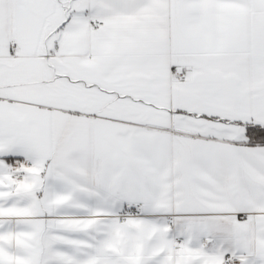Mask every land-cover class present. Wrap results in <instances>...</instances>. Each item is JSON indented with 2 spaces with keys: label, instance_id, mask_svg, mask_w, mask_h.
Returning <instances> with one entry per match:
<instances>
[{
  "label": "snow or ice",
  "instance_id": "1",
  "mask_svg": "<svg viewBox=\"0 0 264 264\" xmlns=\"http://www.w3.org/2000/svg\"><path fill=\"white\" fill-rule=\"evenodd\" d=\"M0 264H264V0H0Z\"/></svg>",
  "mask_w": 264,
  "mask_h": 264
}]
</instances>
